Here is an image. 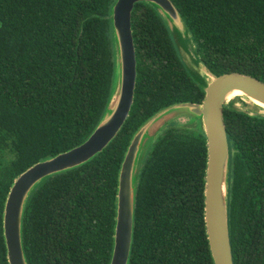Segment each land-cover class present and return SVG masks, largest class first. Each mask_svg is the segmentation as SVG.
<instances>
[{
    "label": "trees",
    "instance_id": "obj_1",
    "mask_svg": "<svg viewBox=\"0 0 264 264\" xmlns=\"http://www.w3.org/2000/svg\"><path fill=\"white\" fill-rule=\"evenodd\" d=\"M115 1L0 0V264H8L3 210L15 179L86 141L108 107ZM170 1L207 70L264 83V0ZM131 25L137 79L130 115L101 153L34 188L22 220L27 264H109L118 174L132 137L162 109L203 101L157 9L137 3ZM223 119L233 263L264 264V116L230 103ZM206 153L201 129L171 126L150 143L128 264H213L204 226Z\"/></svg>",
    "mask_w": 264,
    "mask_h": 264
},
{
    "label": "water",
    "instance_id": "obj_2",
    "mask_svg": "<svg viewBox=\"0 0 264 264\" xmlns=\"http://www.w3.org/2000/svg\"><path fill=\"white\" fill-rule=\"evenodd\" d=\"M137 3H147L155 7L166 20L173 36L174 32H179L180 27L186 30L180 14L170 0L115 1L110 19L116 70L108 107L86 141L32 165L13 182L3 210V236L8 264H27L22 246V220L25 205L34 188L47 177L77 168L101 153L115 139L130 115L137 79L131 16ZM170 23L176 28L171 29ZM193 47L195 49L194 44ZM196 57L199 59L197 54ZM182 62L184 63L183 60ZM199 64L209 77L208 82L202 74L199 75L201 83L189 73L203 90V101L200 104L178 103L162 109L138 129L125 152L118 174L113 249L109 264L129 262L137 178L145 157H142V152L149 141L151 143L158 137L152 138L151 132L164 119L180 112H186L200 121V129L206 139L204 226L213 264H234L228 218L230 147L223 109L229 105L228 96L236 91L264 105V83L238 73L216 76L206 69L200 59ZM184 65L187 68L185 63Z\"/></svg>",
    "mask_w": 264,
    "mask_h": 264
},
{
    "label": "rangeland",
    "instance_id": "obj_3",
    "mask_svg": "<svg viewBox=\"0 0 264 264\" xmlns=\"http://www.w3.org/2000/svg\"><path fill=\"white\" fill-rule=\"evenodd\" d=\"M170 26L171 29L176 28L172 23H170ZM178 30L179 32H174V36L172 35V40L176 46L178 55L186 64L187 69H189L191 75L194 76V78L198 82L202 83L201 78L199 77V75H201L202 67L199 64V59L196 57L195 49L190 40V37L187 31L185 30V28L180 27ZM239 101L240 100L237 97H234L228 103L229 104L232 103L233 106L239 110L249 112L250 106L243 105V109H240L237 106L238 103H240ZM171 126L198 130L200 129V121L193 116L190 117V115L187 114L186 112H180L179 114L174 116H169L168 118L160 122L151 132L152 138H156L163 132L164 129L169 128ZM149 145H150V141L147 143L145 147V151L142 152V157L147 152V148Z\"/></svg>",
    "mask_w": 264,
    "mask_h": 264
},
{
    "label": "bare ground",
    "instance_id": "obj_4",
    "mask_svg": "<svg viewBox=\"0 0 264 264\" xmlns=\"http://www.w3.org/2000/svg\"><path fill=\"white\" fill-rule=\"evenodd\" d=\"M201 74L204 75L205 80L208 82L209 81V77L206 76L205 72H203V70L201 71ZM234 97H237L240 101V103H238V107L240 109H243V105H247L250 106V111L248 112L251 115H264V105L258 103L257 101L246 97L245 95H243L241 92H233L232 94H230L227 98V102H230L231 99H233Z\"/></svg>",
    "mask_w": 264,
    "mask_h": 264
}]
</instances>
